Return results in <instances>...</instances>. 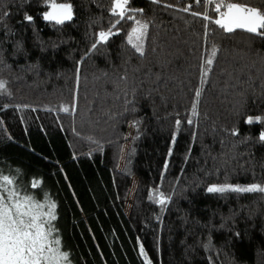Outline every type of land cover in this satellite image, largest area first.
<instances>
[{
	"label": "trees",
	"instance_id": "obj_1",
	"mask_svg": "<svg viewBox=\"0 0 264 264\" xmlns=\"http://www.w3.org/2000/svg\"><path fill=\"white\" fill-rule=\"evenodd\" d=\"M58 2L73 5L63 25L43 20L42 0H0V79L11 93L0 96V173L56 203L72 264H143L141 245L151 264H264V194L207 192L264 186V124L245 123L264 117V40L205 39L203 22L177 10L186 4L130 0L149 26L144 56L126 42L132 21L92 50L112 0ZM211 44L219 51L202 84ZM157 188L171 197L164 206L148 199Z\"/></svg>",
	"mask_w": 264,
	"mask_h": 264
},
{
	"label": "snow or ice",
	"instance_id": "obj_2",
	"mask_svg": "<svg viewBox=\"0 0 264 264\" xmlns=\"http://www.w3.org/2000/svg\"><path fill=\"white\" fill-rule=\"evenodd\" d=\"M153 4L159 5L161 0H151ZM46 10L43 12V20L54 25H63L66 21L73 19V5L68 2H58V0H42ZM130 0H112L110 8V25L108 29L101 30L96 34V39L91 45L92 50H96L99 45L107 44L111 37L120 35L122 22L132 21L131 30L126 33V42L138 53L144 56V41L148 34V24L141 22L136 14L143 13V9L129 7ZM181 6L177 10L188 13L197 22H203V35L205 39L213 33L237 34L244 33L251 41L252 39L264 40V8L249 6L239 0H177ZM202 7L203 11H195ZM165 8H173L172 4H165ZM3 15L7 16L5 11ZM115 17V19H112ZM32 15H25L24 20L33 22ZM219 49L215 44L210 45V55L204 59L201 72V83H206V77L211 72ZM7 82L0 79V96L11 95L7 89ZM201 91H195V103L191 108L192 116L198 115L199 98ZM52 111V109H46ZM63 113L71 114L67 106L60 109ZM74 110V108H73ZM35 111V109H33ZM181 120L175 121V133H179ZM192 124V119L187 120ZM245 123L264 124V117L248 116ZM233 135L237 133L233 131ZM91 143H97L91 137L87 138ZM176 136L173 135L172 143L175 144ZM259 141H264V132L259 135ZM171 149L168 155L171 156ZM168 164L165 163L166 172ZM39 181L32 182L35 188ZM208 193H261L264 194V186L260 183H252L249 186L232 185H210L207 187ZM149 201L164 206L171 199L159 189L149 192ZM57 205L50 198L38 199L36 195L27 190L21 189L16 183L15 177L0 173V264H72L70 252L62 247V239L54 221L58 219L56 215ZM163 210V207H162ZM139 255L143 258V264H151V261L144 251L143 246L139 247Z\"/></svg>",
	"mask_w": 264,
	"mask_h": 264
},
{
	"label": "rangeland",
	"instance_id": "obj_3",
	"mask_svg": "<svg viewBox=\"0 0 264 264\" xmlns=\"http://www.w3.org/2000/svg\"><path fill=\"white\" fill-rule=\"evenodd\" d=\"M129 147V145H127V148ZM137 182V179L136 178H134V183H136ZM235 185H240V184H235ZM234 185V186H235ZM240 186H249V185H240ZM133 192V191H132Z\"/></svg>",
	"mask_w": 264,
	"mask_h": 264
}]
</instances>
